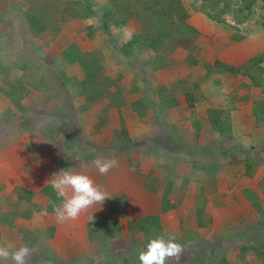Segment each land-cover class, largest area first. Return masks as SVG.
Wrapping results in <instances>:
<instances>
[{"label": "rangeland", "instance_id": "rangeland-1", "mask_svg": "<svg viewBox=\"0 0 264 264\" xmlns=\"http://www.w3.org/2000/svg\"><path fill=\"white\" fill-rule=\"evenodd\" d=\"M125 1L129 0H91L92 5L98 10V15L91 19H80L78 16L84 15L82 9H84L86 0H0V86L4 90L7 89V84L4 82H9L8 78L12 77L11 81L22 80L27 89L34 92V96L30 98L28 96L27 101H23L25 98L22 100L24 105L22 101L17 102L19 110L16 112V109L9 107L10 104L14 105L9 98L10 91L9 93L5 92L6 90L0 91V150H4L9 145L7 143L14 135L21 139L26 132L24 129H27L32 123L34 132L41 131L43 125L46 124V117H48L44 110H48L49 105L61 103L67 104L66 106L71 108H74V105L81 106V98L80 102L76 103V97L83 95L86 108L91 109L92 105L87 100L86 93L90 92L94 96L101 90L108 94V97L104 96L102 99L109 98L108 100L116 105L127 98V103H132L131 106L133 105L141 111L151 112L152 115H148V117H152V120L157 118L159 120L160 116L162 139L165 143L161 147L169 149L173 153L177 169L183 170V172L157 173L163 182L169 179L173 185L172 189L175 192H170L168 197L174 202L170 203V206L179 209L178 211L182 214L181 221L185 224L182 231L188 235V241L187 245L181 244L185 251H188L186 254L191 255L190 262L197 257L204 261L203 264H264V186L260 190L257 189L256 192L254 190L247 192L243 201V199L239 200L236 192L232 191L233 187L241 183L242 187L246 186L243 183L245 178L242 179L239 176L244 174L243 172H199L201 168L204 171H209L206 168V161L208 164L216 161L219 156L217 151H221V153L227 151L225 154L228 155V150L234 148V146L230 147V141L225 137L231 133L223 132L224 134L221 136L225 138H220L221 141H218L220 133L215 132V143L205 148L202 144L204 139L210 140V135L206 134L207 132L204 131L192 142L190 139L186 142L185 136L192 137L185 127L186 125L183 124L181 127L174 125L172 128L170 123L172 121L167 120L169 118H166L163 113L173 107L172 115L169 113L168 115L173 116L174 120L181 116L183 118L179 122L186 124L187 121L194 120V117L199 120L203 110L211 106H230L234 103L243 105L244 100H250L253 102V118H255L256 124L260 118L264 117V112L262 115L256 116V109L259 106L255 105L259 104L260 90L250 84L246 73L240 72L237 73L242 81L237 80L239 89L234 87L235 84H232V81L225 79L224 84H221L225 85L223 87L212 85L213 80L221 78V74L218 75L219 73L216 71L218 67L223 70L222 74L226 71L232 73L233 69L235 73V68L223 66L218 60L214 63L211 62L212 56H209L206 49L202 48L205 44L201 40L203 33L199 30V34L190 33L185 37L186 47L175 46L176 49L165 47L164 50L157 52L147 49L143 42L144 39L137 37L141 25L131 21L126 11L115 8L124 5ZM194 1L189 0L191 3ZM226 1L232 11L226 17L227 22L223 25L234 29L236 36L243 38L246 35L264 33V9L261 3H258L250 13L245 11L243 14L238 12L240 11L239 0ZM200 4L201 0H198L197 6ZM29 12H39L47 23L48 32L43 38H33L31 31H28L27 14ZM238 20L242 22L239 23ZM89 27H93V30ZM135 35H137L136 40L131 41ZM51 38H55V45L51 42ZM38 44L40 50L36 49ZM127 44L131 45L124 51ZM70 45H75L88 56L94 52L92 66L93 69H97L99 76L95 81L92 80L91 86L86 82V77L83 81L71 82L72 78L69 77L67 69L69 64L60 59L61 52ZM49 47L52 48L48 53L47 48ZM188 56L192 57L189 60L191 65L188 63ZM259 57H262V63H264V49L251 60ZM217 62L221 65H217ZM193 63L196 65L193 66ZM262 68L264 69L263 66ZM196 69L199 71L195 72ZM252 69L259 74L260 71L256 65ZM39 70L42 72L40 78L32 81V71ZM81 71L84 73L83 70ZM72 73L77 78V71H72ZM262 73L264 74V71ZM107 74L110 80L104 83L102 80ZM208 74H210L209 77ZM5 76L8 77L7 80L4 79ZM186 81L198 83V88L194 92L197 99V107L194 111L196 114L194 115L188 108L182 93L172 95L174 89L187 85ZM39 85H41V89H37ZM59 89L63 90L65 94H63V98L56 99ZM211 90L213 92L210 93ZM215 92L219 93V96L211 97V94L216 95ZM12 96L18 99L17 95L12 94ZM132 100L134 101L132 102ZM97 104L99 102L94 103V105ZM245 106L250 108L251 105L246 104ZM69 110L70 108L58 115H63L62 118L67 120L70 118V121H77L76 114ZM52 114H49V123L54 124L56 115ZM31 117L39 119L35 123ZM74 117L76 118L74 119ZM103 121H105L104 115ZM263 123L264 120H262ZM103 127L105 129L95 130V134L92 133V130H89L91 131L89 134L84 128L87 134L95 138L103 132L101 136H104L106 140L103 143H107L95 145L97 149H113L114 152H123L124 150L138 152L140 149H148L151 158H153L152 151L156 146V139L138 137L131 140L125 128L117 129L115 132L113 130L112 133L106 123L103 124ZM260 129L259 138L264 141V124ZM63 131L65 129H57L55 133L64 134ZM57 150V146H53L52 156L55 159L58 158L55 156ZM229 159H231L230 156L227 159L228 165L231 163ZM166 166H168L167 163ZM175 173H178V176ZM221 190L226 192L219 195ZM4 194L5 191L0 190V205L7 203V206H10L14 196L11 193L5 197ZM218 195L220 199H218ZM228 199L230 201L224 203V200ZM203 201L204 203H202ZM110 202L106 200L105 207ZM207 202L210 204L209 209ZM200 212L203 214L200 215ZM257 217L260 218L258 224L256 223ZM150 221H143L141 225L153 234L157 229L150 225ZM111 226L106 225L105 232L100 229L101 233L98 235L104 237V234L112 230ZM138 227L140 225L131 228V232H134L131 241L127 239L120 241L123 238L121 236L114 244V247L118 245L121 248L122 254L131 253L132 244L141 242L137 237ZM218 237L220 238L218 239ZM149 241L150 239L147 242ZM221 249L226 250L224 254ZM135 257L131 258L130 264H140L139 258L136 257L137 260H135ZM39 261L31 259V264H40ZM182 261H186L185 256L181 257L180 264ZM175 263V258L167 262V264ZM3 264H12V262L4 261Z\"/></svg>", "mask_w": 264, "mask_h": 264}, {"label": "crops", "instance_id": "crops-1", "mask_svg": "<svg viewBox=\"0 0 264 264\" xmlns=\"http://www.w3.org/2000/svg\"><path fill=\"white\" fill-rule=\"evenodd\" d=\"M189 23L203 33L201 40L205 46H202V48H205L209 56H212L210 59L213 63L218 60L223 66L233 67L237 70V68L246 67L247 63L259 51L261 52L264 49V33L246 35L239 40H235V37L238 38V36H236L234 29L210 20L201 12L195 13L189 19ZM28 31H30L29 27ZM45 34L46 32L39 37L43 38ZM50 40L55 45V38ZM38 47L39 44L36 49L40 50ZM52 47L47 48L48 53ZM62 53L63 51L60 55L61 60H63ZM261 66L264 67V63ZM67 69L69 70V77L72 78L71 82L83 81L85 72L81 71H84L82 65L72 63L69 64ZM72 71H77L78 79L75 78L76 76L74 77ZM32 72V81L39 79L42 73L40 70ZM7 78L5 76L4 79L7 80ZM8 79L12 80L13 78L9 77ZM224 79L232 81V84H235L234 87L239 89L238 81H241V79L237 72L234 73V69L232 73L226 71L221 74V78L213 80L212 85L223 87L225 85L221 84H224ZM248 80L251 84V80ZM236 82L238 83L236 84ZM37 89H41V85L37 86ZM63 94H65L63 90L59 89L56 99L63 98ZM215 94H211V97L219 96V93L215 92ZM183 95L186 100L185 94ZM32 96H34V92L32 93L29 90L23 101ZM104 96L106 94L94 96L95 99L91 101L92 112H87L83 99L85 96L83 95L76 97V103H79L81 98V106L74 105V108H71L66 106L67 104L61 103L49 105L48 110H44L48 117H46V124L43 125L41 131L29 133L24 130L26 132L21 139L14 135L13 138L9 139V143H7L9 145L4 150H0V180L4 185V195L7 197L12 193L14 196L13 203L10 206H7V203L0 205V243L11 244L13 248L29 246L33 249V253L28 259L29 264H31V259L33 261L40 260V264H130L132 257L136 256L138 258L139 252L146 249L147 241L151 237L160 236L162 232L163 234L174 235L176 242L187 245L188 235L182 231L183 226H185L181 221L182 214L178 211L179 209L170 206V203L174 202L168 197L169 193L175 192L172 189L171 180L167 179L163 182L157 173L183 172V170L177 169V162L173 153L169 149H162L161 147L165 143L162 139V120L160 116L159 120H157L158 118L152 120V117H148V115H152L151 112L146 111V113L133 105L131 106L132 103H127V98L126 101L123 100L118 105L109 101L104 107L102 105V102L105 101L102 99ZM248 101L250 100H244L243 105L234 103L230 106H211L203 110L199 120L193 116L194 120L191 119L186 124L179 122L183 117H176L175 120L177 121L175 122L173 116L168 115V113L172 115L173 107L163 112L164 116L169 118L167 120L172 121L170 122L172 128L174 125L180 127L183 124L186 125L188 132L192 134L190 138L184 137L186 142L188 139H190V142L196 140L204 131L210 135L209 141L204 139V142H201L205 148L215 143V132L220 133L218 141H221L220 138L225 137L229 139L230 147L234 146V148L228 150V155H226L227 151H225L226 154L217 151L219 156L216 161H213L212 164H208L206 161V168L209 171H204L201 168L199 172H243L244 174L239 176L242 179L245 178L243 183L246 186L242 187L241 183L233 187L232 190L234 193L236 192L235 194L239 197V200L243 199V201L247 192H251V190L256 192L257 189L260 190L264 186V141L259 138L261 129L257 126V123L255 124V118H253V102L248 103ZM96 102H99V104L94 105ZM246 104L251 105L250 108L245 106ZM18 105V103H14L13 106L10 104L9 107H13L17 112L19 110ZM196 107L197 105L194 109L188 107L193 115L196 114L194 112ZM69 108L76 114L77 118L74 117V119L76 118L77 121H70V118L67 120L62 118L63 115H58L61 112H66ZM36 112L39 111L36 110ZM51 113L56 115L54 124L49 123V114ZM216 113L219 115H216ZM103 115L105 121H103ZM31 118L35 123L39 119ZM100 123H102V126H100ZM104 123L107 124V128L112 133L113 130L115 132L117 129H127L131 140L138 137L156 139V146L152 151L153 158H151L148 149H140L138 152L129 150L114 152L113 149H97L95 145L99 146L107 143H103L106 141L105 137L101 136L103 132L95 138L89 135L91 133L89 130H92V133L95 134V130L105 129L103 127ZM32 124L29 127L27 126L28 129L33 130ZM194 127L197 128L198 133L191 131L195 130ZM84 128L87 129L89 134L84 131L86 130ZM57 129H65L64 134L55 133ZM66 131L67 133H65ZM226 131L230 132L231 135L222 137L221 134ZM34 145H36L35 148L32 147ZM53 146L58 148L55 151V156H58L56 159L52 156ZM228 156L231 157L229 165L227 163ZM97 158H114L118 161V166L108 174L101 175L92 163ZM166 163L168 166H166ZM66 169L89 175L103 191L108 193L109 199L106 200L112 202L106 207L105 204L102 206L95 205L82 213L76 220L59 222L55 213L48 211L51 208L54 209L57 203L51 201L43 193V190L51 185L49 180L54 173ZM175 174L178 176V173ZM225 192V190H221L219 195ZM219 195L218 199H220ZM229 201L230 199L224 200V203ZM219 202L222 201L219 200ZM207 205L209 209L210 204L208 202ZM250 206L253 207L251 204ZM149 218L158 219V231L155 230L150 235L147 233L149 231H146L143 227H138V231L135 229L141 242L132 244L131 253L122 254L118 245L114 247L121 236L123 238L120 241H123V239L131 241L132 235H134L131 228L137 227L145 220L148 221ZM259 222L260 218L257 217L256 223ZM106 225H112L113 232L110 230L107 234H104V237H101L98 234L101 233V230L105 232ZM221 237L223 238L224 235L222 234ZM225 251L223 250L222 254ZM187 252L184 251L183 253L186 261H182V264H203L204 261L199 260L197 257V259L195 258L190 262L191 255L188 256ZM136 257L135 260H137ZM180 261L181 258L178 262L176 260L175 264H180Z\"/></svg>", "mask_w": 264, "mask_h": 264}, {"label": "trees", "instance_id": "trees-1", "mask_svg": "<svg viewBox=\"0 0 264 264\" xmlns=\"http://www.w3.org/2000/svg\"><path fill=\"white\" fill-rule=\"evenodd\" d=\"M198 0L194 2H189V0H129L125 1L124 5L115 7L120 8L122 11H126L127 15L129 16V19L131 21L140 24L141 30L138 33V36H133L131 41H135L136 38L138 39L141 37L144 39V43L146 44L147 49H152L153 51L157 52L160 50H164L165 47L176 49L175 46H185V37L192 33V34H199L200 32L195 29L193 26L189 24V19L197 12L204 13L210 20L217 22L219 24L226 23V17L231 13L232 8L228 4L226 0H201L200 6H197ZM258 3H261L263 5L264 9V0H239V6L241 13H245V11H249V13L253 10V8L258 5ZM82 11H84V15L82 17L78 16L80 19H91L98 15V10L96 7L92 5L91 0H86L85 6L83 7ZM237 13V12H236ZM28 17V25L31 31V34L34 37L41 36L44 32H47V23L45 20L41 17V14L39 12H29L27 14ZM237 22H242L241 20H238ZM93 30V27H89ZM137 36V37H136ZM240 37L236 38L235 40H239ZM188 43V42H187ZM131 44H127L124 48V51L128 49V47ZM188 46V45H187ZM186 47V46H185ZM178 49V48H177ZM128 52V51H126ZM62 57L64 62L67 64L72 63H79L82 65L86 82L89 86H91L92 80L95 81L98 75L97 69H93L92 64L94 63V52L92 55L89 56L83 52L80 51L75 45H70L68 48H66L63 53ZM191 56H188V63L191 65L189 60H191ZM196 61V60H195ZM263 59L262 57H259L257 59H253L249 61L243 68H237L235 71L237 73H243L247 74V77L251 80V85L257 89L260 90V96H258L259 104L256 103V107L259 106L256 111V116L259 114L262 115L264 112V76L263 71L264 69L261 66ZM218 63V62H217ZM200 64V63H198ZM196 65L193 63V66ZM217 65H221L218 63ZM256 65L257 69H259V74L256 70L252 69V67ZM199 70L196 69L195 72H198ZM220 75L222 74V69L220 67L216 70ZM235 72V73H236ZM210 74H208L209 77ZM110 80L108 74L103 78V82L107 83ZM7 84V89L4 90L2 86H0V91L7 92L9 94V98L11 101L15 104L17 102H21L27 95L28 89L23 84L22 80L18 81H9L4 82V84ZM187 85H182L180 88L174 89V94H185L186 101L188 104V107L191 109L195 108L197 99L195 95V90L197 87L196 82H187ZM9 87V88H8ZM11 88V89H10ZM101 90L99 93L96 92L94 96L96 95H103L104 93L108 97V94L105 92H102ZM102 92V93H101ZM12 94L17 95L18 99H15ZM86 98L88 101L94 100V96L90 92L86 93ZM253 97V96H252ZM109 98L105 99L104 102H102V105L106 107L107 103L109 102ZM249 99V98H248ZM247 100V98H246ZM175 104H177L175 102ZM91 105V103H90ZM86 108V106H85ZM87 109V108H86ZM92 112V109H87V112ZM216 112V111H215ZM216 115H219L216 113ZM228 115V113H226ZM264 115V113H263ZM221 119V118H218ZM262 120H264V117L260 121L257 122L258 127H262ZM195 128V127H194ZM28 132L33 133L34 131L32 129H24ZM194 133L197 132V128L195 130H191ZM36 133V132H34ZM33 148L36 147V145L32 146ZM4 188V185L0 181V190ZM43 193L51 199V201L57 203V205L62 203V199L58 197L56 191L51 187V185H48L44 188ZM204 203V201L202 202ZM171 208V207H170ZM51 213H54V209L48 210ZM203 212H200V215H202ZM150 225H152L155 229L159 226V221L156 218H149ZM146 221V220H145ZM140 227H142L141 223L139 224ZM147 231V229H146ZM158 231V230H156ZM148 234L152 235V233L149 231Z\"/></svg>", "mask_w": 264, "mask_h": 264}, {"label": "clouds", "instance_id": "clouds-1", "mask_svg": "<svg viewBox=\"0 0 264 264\" xmlns=\"http://www.w3.org/2000/svg\"><path fill=\"white\" fill-rule=\"evenodd\" d=\"M93 165L101 175L108 174L118 166V161L112 159H95ZM62 203L54 207V213L59 222L76 220L82 213L95 205H103L109 199L108 193L87 174L71 169L54 173L49 180ZM185 251L181 243L176 242L174 235L165 233L150 239L146 250L139 252L140 264H167L173 258L179 260ZM33 253L29 246L13 248L11 244L0 243V264L11 261L12 264H28Z\"/></svg>", "mask_w": 264, "mask_h": 264}]
</instances>
